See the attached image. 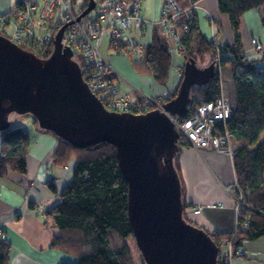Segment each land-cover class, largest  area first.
I'll list each match as a JSON object with an SVG mask.
<instances>
[{
    "label": "trees",
    "instance_id": "16d2710c",
    "mask_svg": "<svg viewBox=\"0 0 264 264\" xmlns=\"http://www.w3.org/2000/svg\"><path fill=\"white\" fill-rule=\"evenodd\" d=\"M89 1L84 0L83 11ZM179 2L185 8L190 0ZM217 4L219 11L228 15L236 33L235 44L221 45L222 52L230 51L232 55L221 62L215 77L207 84L193 88L188 111L178 119L180 122L185 120L201 104L221 96L232 106L229 118L216 125V133L229 137L239 186L236 192L242 194L243 203L238 206V224L234 232L207 230L219 246L218 263L229 264L231 258L248 257L243 248L246 241L264 237V140L260 141V135L264 132V52L257 58L249 57L242 51L238 35L243 14L252 9L264 8V0H217ZM187 20L189 27L184 30L183 25ZM176 24L182 33L184 63L192 57L199 65H202L199 59L208 58L205 66L212 63L216 53L215 41L202 34L195 8L190 19L183 14ZM0 33L7 34L4 31ZM169 47V39L161 26L157 25L144 47L143 59L134 63L140 71L150 74L162 86H167L170 80L173 58ZM52 51L53 45L37 55L47 58ZM79 64L82 65V62ZM177 90L164 102L175 97ZM34 123L40 130L54 134L51 130L41 128L36 119ZM0 135V178L6 176L10 169L25 173L31 147L29 133L22 127L10 126ZM56 137L55 163L66 166L75 160L71 180L59 191V202L47 211L59 229L52 240V247L74 258L61 264H136L127 242L130 237L135 239L128 212L129 184L121 170L115 145L102 141L78 148ZM184 146L187 145L179 141V150L174 158L180 178V156ZM50 187L55 191L53 184ZM188 206L184 201V207ZM184 216L196 224L186 212ZM9 259L10 246L3 242L0 244V264H8ZM141 264H146L142 255Z\"/></svg>",
    "mask_w": 264,
    "mask_h": 264
},
{
    "label": "water",
    "instance_id": "95a60500",
    "mask_svg": "<svg viewBox=\"0 0 264 264\" xmlns=\"http://www.w3.org/2000/svg\"><path fill=\"white\" fill-rule=\"evenodd\" d=\"M95 6L90 0L79 19ZM64 29L47 58L0 33V132L10 127L11 113H31L41 128L75 147L111 142L129 184V218L146 264H219L218 244L184 216L182 182L174 165L180 132L171 118L188 111L193 88L215 77L216 63L202 66L188 59L165 111L113 112L90 90L73 51L63 46Z\"/></svg>",
    "mask_w": 264,
    "mask_h": 264
},
{
    "label": "crops",
    "instance_id": "0c3cea01",
    "mask_svg": "<svg viewBox=\"0 0 264 264\" xmlns=\"http://www.w3.org/2000/svg\"><path fill=\"white\" fill-rule=\"evenodd\" d=\"M17 0H0V13H10L16 7ZM165 0H156L155 5L148 8L144 18L154 22L161 15ZM143 3V2H142ZM142 5V4H141ZM152 8V10H151ZM200 30L210 40L221 45L235 44L236 33L229 17L219 11L217 0H199L195 7ZM242 51L251 58H257L252 39L262 41L264 48V8L252 9L241 17L238 29ZM106 56L114 65L121 81L130 86L127 92L136 99L142 95L133 88L150 94L162 93L169 85L181 82V76L172 73L167 86L158 84L154 78L140 71L132 60L117 54ZM177 63L183 59L177 58ZM23 129L29 133L31 147L27 157V171L21 173L9 170L0 178V244L6 242L10 246L8 264H61L73 261V257L52 247V240L59 233L53 218L47 211L60 200L59 191L71 180L75 160L66 166L55 163L54 150L57 137L42 131L27 118ZM0 135V153H1ZM181 182L183 200L189 204L185 212L198 226L220 233L234 232L238 224V208L235 200L226 191L225 186L236 181L233 157L213 148L196 149L184 146L181 156ZM54 185L55 191L51 189ZM200 208L199 213L195 212ZM246 241L243 248L248 257H236L232 264H264V237ZM257 243V244H253Z\"/></svg>",
    "mask_w": 264,
    "mask_h": 264
},
{
    "label": "built area",
    "instance_id": "2783aa9c",
    "mask_svg": "<svg viewBox=\"0 0 264 264\" xmlns=\"http://www.w3.org/2000/svg\"><path fill=\"white\" fill-rule=\"evenodd\" d=\"M142 1L95 0V8L79 19L84 0H17L14 10L0 13V24L11 26L10 34L6 35L12 42L25 46V49L35 54L45 51L51 45L54 49L56 34L65 27L63 46L69 47L74 54H82L83 62L80 66L83 77L90 90L108 110L119 113H144L155 109L165 111L164 99L171 98L180 82L169 85L159 94L133 88V91L142 95L141 99H136L132 93L121 89L117 83L120 75L101 48L108 39L113 46L111 49L117 54L129 57L133 63L141 62L144 47L150 41L154 27L159 25L170 41L169 51L173 58L170 74L174 72L182 78L185 63H177L176 59H183L184 50L181 45L182 33L178 31L176 21L183 14L190 19L199 0H190L185 8L179 0H165L159 20L154 22L143 17ZM183 26L187 30L189 21ZM252 44L257 54L264 52L261 40L253 38ZM215 47L214 62L219 68L221 62L229 59L232 54L230 51L222 52L221 44L217 41ZM231 110L228 100L221 96L201 104L181 122L178 118H171L180 132V140L187 146L196 149L213 148L232 156L228 135L216 133V125L225 122ZM238 187L236 181L225 186L237 208L243 203L242 194L236 192ZM200 211V208L195 209L196 213ZM0 235L5 238L1 230ZM229 253L233 254L231 250Z\"/></svg>",
    "mask_w": 264,
    "mask_h": 264
},
{
    "label": "rangeland",
    "instance_id": "374dc122",
    "mask_svg": "<svg viewBox=\"0 0 264 264\" xmlns=\"http://www.w3.org/2000/svg\"><path fill=\"white\" fill-rule=\"evenodd\" d=\"M155 1L156 0H143L142 2V6H143V12H144V15L146 16L147 14H148V12H149V10H148V8L150 7L149 5H151V7L152 6H154L155 5ZM151 10H152V8H151ZM93 13V12H92ZM11 30H12V28H11V26L10 25H5V24H0V32L1 31H4L5 33H7V34H10V32H11ZM107 43H108V39H106L104 42H103V45H102V52L104 53V54H106V56H108L109 54H112V51H110V50H107L108 48H107ZM253 45V44H252ZM254 47V46H253ZM263 51H264V49H263ZM74 58H75V60L76 61H78V62H83V56H82V54H80V53H76L75 55H74ZM201 61V64L203 65V66H205V64H207L208 63V58H206L205 60H200L199 59V62ZM140 66V65H139ZM120 87H121V89L123 90V91H126V90H129L130 89V86H128L127 85V83L126 82H123V81H121V83H120ZM11 115V117H12V119H10V121H11V127H22L23 126V123H24V121L27 119V118H30V119H35V117H34V115L33 114H31V113H27V114H16V113H11L10 114ZM23 128V127H22ZM262 140H264V132L260 135V141H262ZM180 142H182L181 140H180ZM183 143V142H182ZM241 205V204H240ZM229 240V239H228ZM127 242L129 243V245H130V247H131V250H132V253H133V257H134V259H135V261H136V264H141V252H140V250H139V247H138V245H137V243H136V240L133 238V237H130V238H128L127 239ZM253 242H257V241H253ZM253 244H257V243H253ZM236 258V257H235ZM233 259L234 258H231L230 260H229V264H232V262H233ZM74 260V259H73ZM228 264V263H227Z\"/></svg>",
    "mask_w": 264,
    "mask_h": 264
},
{
    "label": "clouds",
    "instance_id": "9594fccd",
    "mask_svg": "<svg viewBox=\"0 0 264 264\" xmlns=\"http://www.w3.org/2000/svg\"><path fill=\"white\" fill-rule=\"evenodd\" d=\"M9 119H12V117H11V115H9V117H8Z\"/></svg>",
    "mask_w": 264,
    "mask_h": 264
},
{
    "label": "flooded vegetation",
    "instance_id": "af4514ba",
    "mask_svg": "<svg viewBox=\"0 0 264 264\" xmlns=\"http://www.w3.org/2000/svg\"><path fill=\"white\" fill-rule=\"evenodd\" d=\"M40 58H43L42 56Z\"/></svg>",
    "mask_w": 264,
    "mask_h": 264
}]
</instances>
